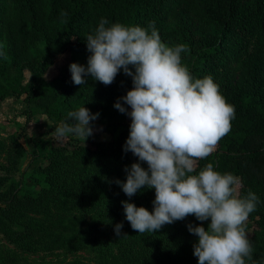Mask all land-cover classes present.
<instances>
[{"label":"trees","instance_id":"16d2710c","mask_svg":"<svg viewBox=\"0 0 264 264\" xmlns=\"http://www.w3.org/2000/svg\"><path fill=\"white\" fill-rule=\"evenodd\" d=\"M101 18L108 21L106 27L120 23L148 28L154 22L162 42L187 47L181 54L182 63L192 76H211L227 103L234 106L230 132L208 158L197 161L196 171L211 164L221 174L240 178L237 192L241 198L249 192L259 198L245 225L253 248L247 264H264V0H0V102L22 99L26 124L35 116H44L52 126H59L69 111L84 106L99 113L93 124L112 136L106 142L84 144L70 135L65 139L70 149L50 147L49 162L40 173L49 191L63 196L58 202L54 199L60 207L77 199V183H71V176L76 175L74 165L125 171L138 162L131 152L123 151L129 117L114 108L131 90V77L121 71L110 86L90 77L87 84L74 85L71 79L72 63L87 65L86 38L95 33ZM66 53L69 59L59 67L57 76L46 79L54 60ZM101 181L105 182L103 175ZM43 196L19 184L0 192V217L26 219L21 222L24 231L13 234L25 250L37 234L36 224L64 225L62 215L46 222H28L26 213L43 206ZM154 198V189H143L127 202L151 212ZM114 206L125 215L122 205ZM209 222L203 226L207 228ZM189 223L199 226L201 222L189 216L159 232L144 233L140 264L170 260L172 238ZM135 258L130 252L127 260L134 263ZM6 261L14 264L10 257Z\"/></svg>","mask_w":264,"mask_h":264},{"label":"clouds","instance_id":"9594fccd","mask_svg":"<svg viewBox=\"0 0 264 264\" xmlns=\"http://www.w3.org/2000/svg\"><path fill=\"white\" fill-rule=\"evenodd\" d=\"M107 24L101 18L95 33L86 38L87 65L72 63L69 70L73 84L81 86L89 77L110 86L121 71L131 77V90L114 108L131 120L123 151L131 152L138 162L124 169L125 181L115 183L129 199L142 189H154L155 198L151 212L122 201L126 220L144 234L194 216L200 225L186 227L198 238L193 243L198 264H247L253 248L245 225L259 198L253 192L241 198L240 178L221 174L211 164L196 171L197 161L208 158L230 132L234 106L211 76H192L182 63L187 47L162 42L154 22L148 28ZM98 117L84 106L69 111L54 135L86 141L93 136ZM206 221H210L207 228ZM122 228V223L115 226L117 236Z\"/></svg>","mask_w":264,"mask_h":264},{"label":"rangeland","instance_id":"374dc122","mask_svg":"<svg viewBox=\"0 0 264 264\" xmlns=\"http://www.w3.org/2000/svg\"><path fill=\"white\" fill-rule=\"evenodd\" d=\"M68 59V53L58 56L46 79L57 76L59 67ZM25 79H28L27 73ZM23 110L22 99L0 102V192L19 184L35 195H45L43 206L26 213L28 222H46L62 215L65 216L61 219L64 225L36 224L37 234L30 249L25 250L13 234L17 230L24 231L21 222L26 219L16 221L0 217V264H5L8 257L14 264H140L139 252H144L140 249L145 245L144 235L133 230L122 211H116L114 206L115 203L121 206L122 201L129 199L115 183L116 180L125 181L126 172L74 165L72 172L76 175L71 176V183H77V199H69L68 204L60 207L54 199L58 202L63 196L49 191L40 171L49 162L51 146H65L67 149L70 146L65 144V139H57L54 131L58 126H52L43 116L34 117L35 126L28 129ZM128 123H131L130 118ZM111 138L96 123L93 124V136L86 141L76 137L84 144L106 142ZM142 167L146 169L147 165L142 164ZM102 175L105 182H99ZM68 185V188L73 187ZM80 189L88 194L81 193ZM121 223V235L117 236L115 226ZM197 239L187 228L180 230L172 238V258L160 264H198L193 255V243ZM130 252L138 258L134 263L127 260Z\"/></svg>","mask_w":264,"mask_h":264},{"label":"crops","instance_id":"0c3cea01","mask_svg":"<svg viewBox=\"0 0 264 264\" xmlns=\"http://www.w3.org/2000/svg\"><path fill=\"white\" fill-rule=\"evenodd\" d=\"M10 99V98H9ZM7 100V99H6ZM36 117V116H35ZM44 117V116H43ZM34 118V117H33ZM33 118L31 119V121L27 124V128L29 129V128H33L35 125H34V123H33ZM47 120V119H46ZM48 121V120H47ZM49 122V121H48Z\"/></svg>","mask_w":264,"mask_h":264}]
</instances>
